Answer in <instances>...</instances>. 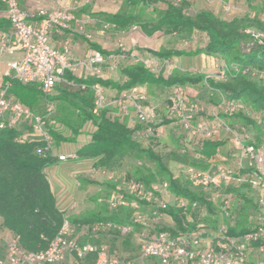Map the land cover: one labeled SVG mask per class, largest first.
Wrapping results in <instances>:
<instances>
[{
    "label": "built area",
    "instance_id": "obj_1",
    "mask_svg": "<svg viewBox=\"0 0 264 264\" xmlns=\"http://www.w3.org/2000/svg\"><path fill=\"white\" fill-rule=\"evenodd\" d=\"M174 5H180L184 0H167ZM208 3L221 2L225 12L233 13L236 8L226 0H205ZM6 8V17L13 30V45L21 43L24 55L20 61L9 63L14 71V79L23 85H37L44 97L46 112L37 114L18 99L10 96L11 83L0 86V130L12 129L20 131L23 124H30L32 130L39 134L43 146L37 153L42 156L58 157L60 161L76 160L77 153L56 154L55 141L48 129L50 115L55 109L48 97L54 92L58 83L66 81L67 73H75L76 66L69 60V50L57 51L50 44V36L54 29L66 30L76 18L69 10L41 11L42 20L38 27L27 22L28 13L20 6V0H2ZM250 35L260 45H264V32L248 28ZM12 53V51H9ZM92 64L104 62L99 52H92ZM141 64L153 68L157 72L155 58L141 59ZM239 71L238 67L230 68L223 59L216 65V77L225 80L230 70ZM248 70H244L246 73ZM256 76L264 80V70L256 71ZM81 91H92L94 94V115L115 104L122 114L133 111L141 124L134 137L137 140L150 142L160 140L165 134L163 120L159 117L154 106H148V90L138 86L125 89L114 103L106 95V90L99 83H79ZM176 117L181 129L190 137L202 136L206 139L213 137V131L202 123L193 125L196 113L200 110L197 103L185 107L182 93H175ZM223 109L230 115L245 112L241 101L224 99ZM248 117L252 113L246 112ZM219 126L233 132L222 119ZM251 140L250 133L245 135ZM26 139L20 137V142ZM241 164L236 170L218 166L203 170L193 166L186 169V175L191 182L211 191L213 201L221 200V212L230 217L236 206L235 199L221 191L222 186H247L261 194L257 199L258 218L252 231L241 236L228 235V225L220 222L216 227L214 237H204L199 234H175L171 231L174 225L168 222L167 209L171 205L167 198L170 194L169 183L166 181L147 185L135 179L125 183V188L115 197L106 200L110 211L130 208L133 214L127 223L111 221H97L81 227V237L86 242H79L72 236V225L65 217L58 234L49 242L45 250L29 252L25 250L18 239L10 232H0V264H90L89 257H94L91 264H246L250 249L257 245L264 251V147L254 144L241 145ZM138 165H141L139 162ZM94 174H100L110 181H115L112 172L106 169L93 168ZM183 215L199 210L197 202L186 199H176L175 204ZM146 209V211H145ZM173 220V219H172ZM116 234L120 238L132 237L136 243L137 252L132 256L122 257L117 250H113L99 241L102 235Z\"/></svg>",
    "mask_w": 264,
    "mask_h": 264
},
{
    "label": "trees",
    "instance_id": "obj_2",
    "mask_svg": "<svg viewBox=\"0 0 264 264\" xmlns=\"http://www.w3.org/2000/svg\"><path fill=\"white\" fill-rule=\"evenodd\" d=\"M250 6L255 2L264 4V0H247ZM185 2L174 5L169 2L165 10H156L154 17L142 24L143 30L152 34L156 31L165 33L192 34L195 31L207 34L208 41L204 48L196 54L220 56L232 67H238L239 71L230 70L225 80L210 79L203 76L192 78L185 75L173 74L170 77L156 76L148 67L139 63L126 68L123 72L126 78L122 90L140 85H162L172 87L177 84L199 83L205 81L214 90L228 94L229 99L248 103L257 113L263 114L264 124V81L256 76V71L264 70V45H260L250 35L246 34L248 28L264 32V24L257 18L244 16L232 20H222L211 11H203L191 16L185 12ZM140 18L130 16L123 21L121 15L112 17V21L119 25H132ZM151 26V30H148ZM164 54V53H162ZM158 55H161L158 53ZM244 70H248L244 73ZM66 78L70 77L67 73ZM88 84L100 83L109 85L99 79L79 80ZM11 93L16 99L32 110L44 97L37 85H23L12 80ZM58 86V85H57ZM63 98L72 97L70 106L73 113L62 118L59 122L69 130V135L55 131L48 125L54 138L55 146L62 142H72L79 135L86 123H92L95 130L91 141L77 151L81 159L93 161V167L106 169L113 172L127 158L140 162L132 173L133 179L151 185L156 182L169 183V192L176 199H186L197 202L199 210L191 211L189 215H183L176 206H169L167 214L172 217L175 234H199L204 237L215 236L216 218L221 213V200H212L211 191L196 185L189 179L183 181L175 177L160 155L152 147L154 141L146 142L135 139L134 133L142 127L132 129L125 122L113 117L110 111L103 110L99 115H94V94L92 91L72 93L60 91ZM45 98V97H44ZM48 100L55 101L48 97ZM242 122L256 127V122L239 114L234 115ZM51 123V121H50ZM20 131L5 129L0 130V221L3 229L13 234L21 246L29 251H41L48 247L49 242L58 234L65 219L58 205L56 196L52 191L46 169L56 160L55 156H42L37 153L42 141L26 139L20 142ZM223 143L214 140L204 141L201 148L196 151V160L207 166L210 161L220 162L219 149ZM195 161V159H193ZM153 163L154 168L148 167ZM198 168L197 166L190 165ZM200 169V168H199ZM221 190L226 195L234 197L236 206L232 209L230 217L223 215L228 225V235L241 236L252 231L256 223H251L250 209L258 213L257 199L250 197L253 189L247 186L234 187L222 186ZM205 210L206 216L196 217ZM133 211L123 208L118 211H110L106 216L87 214L74 216L70 220L72 228L80 229L82 225H89L97 221H111L116 223L129 222ZM191 218L195 222H191ZM201 224V226H200ZM104 235L101 237L103 238ZM78 239L81 236L75 235ZM92 239L91 242H100ZM126 247L131 245L126 238ZM89 263H93L94 257H89Z\"/></svg>",
    "mask_w": 264,
    "mask_h": 264
},
{
    "label": "crops",
    "instance_id": "obj_3",
    "mask_svg": "<svg viewBox=\"0 0 264 264\" xmlns=\"http://www.w3.org/2000/svg\"><path fill=\"white\" fill-rule=\"evenodd\" d=\"M226 1L235 8L238 7L233 13L239 11L238 13L240 14H247L248 11H245L246 9L242 10L244 4L248 6L247 0ZM183 2L186 3L185 12L188 15L194 16L203 11H211L222 20H232V18H228L225 15L229 12L224 11L221 2L208 3L205 0H184ZM168 3L169 1L167 0H20L21 8L29 15L27 22L35 27H38L42 20L41 11L69 10L76 18V21L70 24L69 29H54L50 36L51 46L60 52L68 49L69 60L76 66L75 73H68L70 77L66 78L65 82L58 83V86L50 95V97L55 99V101L50 100L55 106L54 111L50 115L52 119L50 126L55 131L65 136L70 134L69 130L59 120L73 113L70 102L76 101L72 97L63 98L60 95V91L70 93L77 90L81 91L78 85L83 82H78L79 80L99 79L110 83L104 88L109 101L114 103L123 91L121 87L126 80L123 74L124 70L139 64L141 59H156L158 71L155 72L153 68H149L156 76L167 78L173 74H178L192 78L203 76L205 79L220 80L216 77V65L222 57L196 54L199 49L204 48L207 44L208 37L206 33L195 31L192 34H182L156 31L149 34L143 30L142 24L152 19L156 10H165ZM117 15L123 17L122 22H126L125 19L130 16L139 17L140 19L132 25L123 27L112 21V17ZM148 30H151V26H149ZM12 42L13 30L6 17L5 5L0 0V86L12 83V80H15L14 71L9 67V63L20 61L24 55L21 43L13 45ZM9 51H12V53ZM92 52L101 53L104 57V62L92 64L90 61ZM158 53L161 55H158ZM138 87L148 90L146 104L157 108L158 114L161 116L166 128V136L164 138L169 137L170 140L177 139L180 133L184 132L176 117L175 93H182L186 108L196 101L200 102L202 104L201 109L196 113L192 123L193 125L202 123L207 129L213 131V137L206 139L200 136L202 140L197 146L193 147V152L196 153L204 141H219L223 143V146L219 149L220 162L210 161L207 163L208 169L218 166L226 167L223 161L226 158L227 151L225 146L231 145L227 139V133L211 129L209 122L214 120L219 123V119L224 117L228 125L237 128L241 126V120L235 118L234 115L225 113L223 109V100L229 99L228 94L214 90L205 81L180 83L172 87L162 85H140ZM12 88L11 86L10 96L14 97L11 93ZM189 94L190 98H188ZM191 98L193 99L191 100ZM39 103L42 105L36 107V112L39 114L44 111L45 113V98L41 97ZM108 110L113 117L119 118L132 129L138 126L141 127L133 111L124 115L115 104L109 106ZM214 110L217 112L215 113ZM260 115L263 117V114ZM254 121L257 124L256 131L254 130L255 127L246 129V131L250 133V139L253 140L255 145L264 147V135H260L264 132V124H262V120L257 118ZM27 125V131L29 129L31 134H27V136L24 134L25 139L41 141L40 135L32 134L33 130L30 124ZM94 130L95 126L92 123H86L72 142H62L55 146L56 154L77 153L81 147L91 141ZM233 131L235 132V130ZM160 141L161 139L153 142L152 147L154 148V144ZM245 142L242 138L240 145L243 143L252 144L250 141L248 143L247 141ZM229 155L232 154L229 153ZM124 162L122 163L123 166L122 164L120 166L126 171L128 167ZM241 163L240 159L238 167ZM120 166L115 168L112 173L115 174L116 170L120 169ZM93 168V161L90 159L78 157L76 160L60 161L56 157V160L46 169L52 191L56 196L57 205L64 212L65 217L71 219L74 216L87 214L106 216L110 212L106 205V200L115 197L125 188L123 181L117 179L110 181L100 174H94L92 172ZM173 173L175 177L181 179L176 174V171H173ZM221 191L223 192V190ZM227 196L230 197V195ZM167 198L173 206L176 198L172 193ZM202 213H205L204 216L207 215L205 210ZM168 222L174 225L172 219L168 218ZM216 222L217 224L225 222L222 212L217 216ZM4 230L9 232L6 229ZM75 235L81 236V228L79 230L72 228V236L74 237ZM109 236L119 238L116 234L104 235L103 238ZM208 237L213 236L209 235ZM121 239L122 244L127 243L126 238ZM128 239H130L129 243H134L132 237H128ZM248 255L246 264H264V251H260L257 245L250 249Z\"/></svg>",
    "mask_w": 264,
    "mask_h": 264
},
{
    "label": "rangeland",
    "instance_id": "obj_4",
    "mask_svg": "<svg viewBox=\"0 0 264 264\" xmlns=\"http://www.w3.org/2000/svg\"><path fill=\"white\" fill-rule=\"evenodd\" d=\"M236 8H238V7H236ZM242 10L248 11L247 14L246 15L240 14V13H238L239 12L238 11L236 13H226L225 15H227L228 18H232V19L242 18V17L248 15L252 19L253 18L259 19L264 24V4L263 3L255 2V4H253V6H250L249 3H248V6H245V4H244ZM261 81H264V80H261ZM42 98L44 99V97H42ZM188 98H190V94L188 95ZM192 99L193 98H191V100ZM194 103H197L201 109L202 104L200 102L196 101ZM242 103L245 106L246 110H245V112L239 113V115L247 116L246 112L250 111V113H252L251 118H253L254 120L256 118L258 120H262V116L259 113H257L254 109H252V107L248 103H246L244 101ZM41 105L42 104L39 103L36 107L41 106ZM35 109H37V108H35ZM35 109L33 110V112L38 114V112H36ZM44 110H45V107H44ZM214 112L216 113L217 111L214 110ZM39 114H44V111H42ZM159 117L161 118V116H159ZM49 120L50 121L52 120L51 117L49 118ZM222 120L225 123H227V120L224 117L222 118ZM50 121L48 122L49 125H50ZM209 123H210V126L212 127L211 129L221 130V131L227 133V136H228L227 139L229 141V144H231V145L225 146V149H227V151L225 150L226 151V158L223 161L225 162V164H226L225 166L227 168L237 171L239 161L241 159L240 142H241L242 138H243L244 142L247 141V143H248L250 141V142H252V144L255 145V143L253 142L252 139L247 140L245 138V135L247 133H249L246 131V129L247 130L250 128L253 129L254 126L248 125L244 122L243 123L241 122V126L239 128H237L235 126L228 125L232 129V131L235 130V132L234 131L230 132V131H227V130L223 129L222 127H220L219 123L215 122L214 120L213 121L210 120ZM27 124H28V122L25 124V126L20 128V133L22 134V136H24V134H25V136H27V134H31L29 132V129L27 131V126H28ZM164 126H165V124H164ZM48 129H49V127H48ZM255 129H256V127L254 128V130ZM49 132H50V129H49ZM32 134H37V133H35L33 131ZM260 135L263 136L264 132ZM25 136H24V138H26ZM165 136H166V130H165V134L161 137V141L158 142L157 144H154L155 151L157 152L158 155L163 157L166 165L168 167H170V169L172 171H176V174H178L183 181H187V179H189L186 175V169L190 165L194 164L195 166H197L200 169L208 170L209 167L202 166V163H199L200 161L196 160L197 156H196L195 152H193V147L197 146V144H199L200 141L202 140L200 136L193 138V137L188 136L184 132L180 133L178 138L175 140H170L169 137L164 138ZM144 143H146V142H144ZM255 146L261 148L257 144ZM184 150L186 151V153ZM228 150H229V152H228ZM229 153L232 155H229ZM193 159H195V161ZM124 163L128 167V170L124 171L122 169V167L120 166V169L116 170L114 177L117 178V180H120V181H123L124 183H127L129 180L133 179L132 173L135 170V168H137L139 162H137L134 159L127 158ZM147 165H148V167H152V168L155 167L153 163H148ZM122 166H123V164H122ZM260 194L261 193L259 191L254 190L251 192L250 197L253 198L254 200H256V199H258ZM250 213L251 214H250L249 219H250L251 223L257 222L258 213H255L252 208L250 209ZM199 215H201V217H202L205 215V213H198L197 214L196 217L200 220ZM191 222H195L193 218H191ZM0 232L1 233L4 232L1 227H0ZM79 242H86V239L81 237V238H79ZM101 242H103L104 244H106L107 246L112 248L113 250L119 251V253L122 257L132 256L137 252L136 243H131V245L126 247L124 244L121 243L122 239L120 237L114 238V237L109 236L107 238H102ZM1 250H2V247H0V251Z\"/></svg>",
    "mask_w": 264,
    "mask_h": 264
}]
</instances>
